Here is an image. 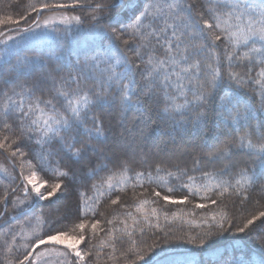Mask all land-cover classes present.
Here are the masks:
<instances>
[{
	"label": "snow or ice",
	"instance_id": "snow-or-ice-1",
	"mask_svg": "<svg viewBox=\"0 0 264 264\" xmlns=\"http://www.w3.org/2000/svg\"><path fill=\"white\" fill-rule=\"evenodd\" d=\"M45 11L53 15L41 20ZM33 13L20 31L46 28L62 39L71 33L74 59L54 62L43 51L0 41V154L13 169L17 158L29 168L25 175L21 164L0 192V226L26 218L0 234L5 249L19 253L5 264H36V250L49 244L63 248L68 264H86L91 252L80 245L89 224L97 234L101 221L89 217L84 190L111 194L130 172L139 182L133 189L155 185L133 199L147 194L154 203L183 205L201 195L207 203L196 208L219 211L201 220V233L179 238L194 246L182 261L155 243L141 255L135 233L145 229L131 212V228L106 220L113 252L127 237L125 264H257L253 252L264 264V210L243 216L239 226L234 208L232 216L225 211L256 196L264 208V0H41L0 23L18 27ZM131 110L139 119L129 122ZM137 163L144 170L132 167ZM196 173L203 183L194 187ZM121 200L116 195L110 204L123 208ZM44 202L59 215L50 219Z\"/></svg>",
	"mask_w": 264,
	"mask_h": 264
},
{
	"label": "trees",
	"instance_id": "trees-1",
	"mask_svg": "<svg viewBox=\"0 0 264 264\" xmlns=\"http://www.w3.org/2000/svg\"><path fill=\"white\" fill-rule=\"evenodd\" d=\"M41 0H0V21H7V17L11 16L13 20H18L20 15L24 14L25 7L38 5ZM45 2H66V0H45ZM48 11L43 12L46 14ZM43 14L40 16L42 17ZM79 14V12L75 13ZM32 19H36V15L33 13L32 18L25 21H20L18 27L14 26L11 22L0 23V38L7 33H13L19 31L20 29L26 28L32 23ZM74 36L69 33L66 39L54 37L46 44L32 46L29 48L35 49L37 52L43 51L48 56H51L52 60L56 62L59 60L60 62L67 63L71 59H74V56H70L69 53L71 49L75 45ZM257 100L259 97L257 96ZM128 121L131 122L134 119H139V114L135 110H131L127 113ZM157 140L160 138L159 130L154 132ZM30 159V157L28 158ZM11 161H7L3 154H0V192H3L4 186L10 184V180L6 178L9 174L11 175H19L20 165L25 164L26 161L21 158H17L16 160V168L13 169L11 167ZM35 163V161H32ZM132 167L141 171L144 170L143 166L139 163L133 164ZM25 168V167H24ZM4 169H7V173L4 172ZM25 170V169H24ZM130 179L124 184L117 186L116 189L109 194L105 189H100L101 192H104V195H100L96 189H85L84 194L87 198V202L89 206L94 210L89 212V217H93L94 219H99L101 224L97 228V234H92L90 224L89 228L86 232V235L89 237L86 239L84 243L80 245V248L83 252H91V257H86V264H125L123 256L121 255L124 248L128 246L127 237H125V243L121 245L119 242L116 243V251L113 252L110 247L112 243V236L109 235V228L111 226L107 225L106 220H113L114 223L118 224V226L123 229V221H127L128 226L131 228L133 225L132 217H126V212H131L133 217H136L137 220L140 221V224L137 227H143L145 229L143 235L137 231L135 233V238L138 241V250L141 255H149L151 250L149 249V245L155 243L158 248L164 247L170 251H172L175 255V258L178 261H182L187 249L194 247L193 245L187 244L184 240L179 238L184 237L187 238L189 236H196L197 234L203 231V227L201 225V220L206 216L210 215L214 211H219V209H214L213 206L209 205L207 209H198L195 207L197 203H207L206 200L201 198V195L190 196L191 203H186L183 205L179 204H166L162 199L153 202L156 198L151 197L150 195H144L141 197H137L133 199L135 193H142L147 190L148 193L152 191L155 185L144 184L143 187L137 186L135 189L132 188L131 185L139 184L135 178H132V173L127 174ZM197 176V184L194 187L199 186L203 183V180L199 177V174H195ZM47 178V177H45ZM20 180L17 179L15 184L12 186L15 187L19 185ZM172 186V185H169ZM123 189L121 192L120 189ZM161 190V189H157ZM162 195L168 194L165 190H161ZM187 193H177V195H182ZM116 195H121V202L125 206L122 208L120 205H111V199H115ZM213 199L215 196L212 197ZM97 199H99V204L96 203ZM148 201V203L142 204V207L137 208L138 204H141L142 201ZM256 200H259V196H256L255 199L246 204L243 208L237 202L235 206L229 203V206L225 211H228L229 216L233 215V208L235 210L234 214L237 217L236 224L240 225V221L243 219V216L248 215L249 213L258 212L260 210H264L256 205ZM261 204H264V200L260 201ZM42 207L44 212L49 213V218L54 219L59 215L55 211L57 205H48L46 202L42 203ZM153 209H155V215H153ZM8 211L10 215H14L12 213V206H8ZM40 212V208L37 209V213ZM99 213H104L103 216L99 215ZM147 216L148 220H144L143 218ZM250 218V217H249ZM26 218L21 217L19 220L12 219L10 224H3L0 226V234L7 231L9 227L16 228L18 225L23 224ZM158 225V226H157ZM228 226L227 224L225 225ZM26 230L31 232L30 228ZM47 225L44 226V230L47 231ZM59 227V225H57ZM71 225H69V228ZM103 229V230H101ZM39 231V229H37ZM116 235H120V233H116ZM229 238H230V234ZM243 235V234H239ZM3 236L0 235V264H5V260H13L19 253L15 250V248L9 252L5 249L3 245ZM28 240H19L17 244L20 245L22 243H27ZM34 243V240L32 241ZM49 250V249H60L64 252L61 246L57 245H42L40 246L36 252L40 250ZM23 252V248H20V253ZM237 255H240L238 252ZM252 257L257 261H259L258 253L253 252ZM111 257V258H110ZM207 259V255L204 257ZM60 261L63 263H68L70 257L66 258L65 256H60ZM199 259V257H197Z\"/></svg>",
	"mask_w": 264,
	"mask_h": 264
},
{
	"label": "rangeland",
	"instance_id": "rangeland-1",
	"mask_svg": "<svg viewBox=\"0 0 264 264\" xmlns=\"http://www.w3.org/2000/svg\"><path fill=\"white\" fill-rule=\"evenodd\" d=\"M46 12V11H45ZM52 12H47L46 14H43L42 17H40L41 20L48 18L52 16ZM35 33V34H33ZM8 37H11V39H8ZM22 37H25L26 39H22ZM54 35L49 34V30L46 28H34L32 32L30 33H24L19 31L6 34L0 38V41H6L8 48H17V47H32L37 45H42L48 43L50 40H52ZM6 50L5 43H0V54H2ZM25 169V170H24ZM23 169L24 174H29V168L27 167L25 163V168ZM39 254V257L36 261V264H68L63 263L60 261V256H64V252L60 249H47V250H40L37 252Z\"/></svg>",
	"mask_w": 264,
	"mask_h": 264
}]
</instances>
